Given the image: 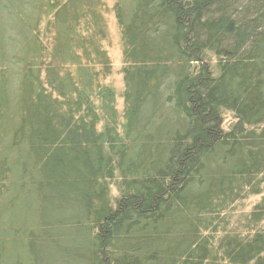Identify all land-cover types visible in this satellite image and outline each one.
<instances>
[{"label": "trees", "instance_id": "obj_1", "mask_svg": "<svg viewBox=\"0 0 264 264\" xmlns=\"http://www.w3.org/2000/svg\"><path fill=\"white\" fill-rule=\"evenodd\" d=\"M112 1L121 114L103 0H0V264H264V0Z\"/></svg>", "mask_w": 264, "mask_h": 264}, {"label": "rangeland", "instance_id": "obj_2", "mask_svg": "<svg viewBox=\"0 0 264 264\" xmlns=\"http://www.w3.org/2000/svg\"><path fill=\"white\" fill-rule=\"evenodd\" d=\"M105 18L107 20V31L108 38L106 40V50L111 62L112 73L109 77L103 80V83L110 85L116 92V107L119 114L122 112V91H123V80H122V55L119 43L118 31L115 25L113 12H112V0H103ZM215 59L210 60V64L213 65ZM231 122V116H227L224 121V127L228 126ZM259 208L264 211V192L259 195H249L230 206L221 217H227L224 222L218 227L216 236L212 238L217 242L222 236L228 234L237 233L239 237L245 238L251 236L255 230H260L264 234V213L260 215ZM258 219H261L258 227L257 224H252V214ZM247 227V228H246ZM219 243L214 244V250L217 249ZM218 250L215 251V259L217 264H226L219 256Z\"/></svg>", "mask_w": 264, "mask_h": 264}]
</instances>
